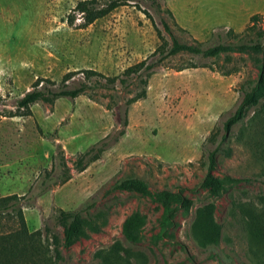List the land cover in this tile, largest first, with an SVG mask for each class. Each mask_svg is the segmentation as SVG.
Instances as JSON below:
<instances>
[{
  "label": "rangeland",
  "instance_id": "374dc122",
  "mask_svg": "<svg viewBox=\"0 0 264 264\" xmlns=\"http://www.w3.org/2000/svg\"><path fill=\"white\" fill-rule=\"evenodd\" d=\"M80 1L0 0V198L24 197L17 209L27 231L15 235L18 218L7 210L0 236L26 249L18 264H264V102L223 141V123L256 83L260 53L152 56L171 44L161 20L180 43L204 48L264 38V1L233 13L241 0H121L86 27L74 10ZM253 15L261 20L247 29ZM142 61L153 68L124 74ZM84 70L97 75L84 82ZM69 72L76 75L66 85L86 83L85 93L39 101L30 116H3L35 82L57 91ZM131 178L146 192L115 187ZM89 203L99 232L65 247L60 212ZM166 208L173 216L163 224ZM204 208L219 235L200 247L191 226ZM133 213L146 224L127 242L122 225Z\"/></svg>",
  "mask_w": 264,
  "mask_h": 264
},
{
  "label": "trees",
  "instance_id": "16d2710c",
  "mask_svg": "<svg viewBox=\"0 0 264 264\" xmlns=\"http://www.w3.org/2000/svg\"><path fill=\"white\" fill-rule=\"evenodd\" d=\"M134 1V0H128ZM125 5L121 0H83L77 3L75 7V12L80 15L82 20L83 27L91 25L97 19H100L110 12L115 10L117 7ZM261 20V16L253 15L250 18L251 26L247 29H251L254 25ZM68 22L72 24L74 19L72 17L68 18ZM161 25L165 29L166 33L171 39V44L168 45V49L164 52V47L166 42H162L156 50L153 52L152 56L155 57L158 54L166 59L168 57H174L179 54H190L193 56H200L203 58L209 57H218L230 52H259L261 55L260 65L258 67L257 80L255 85L247 92L244 93L241 103L236 108L235 112L223 123L224 129V138L223 141L227 138L228 133L231 128L240 123L246 111L250 107L260 106L264 102V38L260 35L259 39L256 41H246L238 43H218L207 48H204L198 44H186L180 43L174 35L171 33L168 25L161 20ZM159 40H162V37L158 34ZM161 58V60H163ZM153 68V64L146 65V61H142L132 67H129L125 70V75H130L135 71H145ZM84 75V82L87 81L91 76L97 75L91 70L82 71ZM76 75L75 72H69L62 78L61 88L57 91H53L50 88L42 89L40 87V81H37L33 84L32 90L28 91L22 98H20L15 107V112H6L4 117H21V116H30L32 105L38 103L39 101L53 102L58 98H70L74 99L88 90V85L86 83H81L77 88L68 87V82ZM117 78H111L110 82H114ZM49 84L54 85L53 82L48 81ZM1 100V99H0ZM218 149L211 151L207 157V179L210 181H215L212 177V172L216 168V153ZM62 167L67 170L66 165L63 163ZM69 180V175H65L60 180V183L63 184ZM116 188L118 189H133L138 192H146L145 185L138 179H125L116 183ZM157 195H160L162 198L170 200H178L181 202L184 208H188L190 201L185 199L182 196L175 197L166 191H161ZM24 197H17L16 195L7 196L0 198V214L5 213L7 210H13L16 213L18 218V223L20 225V233H16V236L26 235V225L23 219L21 208L17 209V206ZM94 203L84 204L79 210L70 211V212H60V220L64 227V246L69 247L74 244L75 241L80 239L85 235L86 230L92 232H99L98 224L96 223V217L91 216L90 209L94 208ZM211 211L208 209H200L196 211V215L191 226V235L194 240L197 242V245L200 247H206L209 245H215L218 240L219 228L214 225ZM173 216V211L166 208L163 215V224L171 221ZM93 217V218H92ZM146 224L145 218L138 213H133L128 216L122 225V234L124 239L127 242H135L138 239L140 231L144 228ZM54 241L58 243L55 238ZM26 252V249L23 248L19 251L17 246V240L11 241L9 236H0V264H18L19 260L17 256L21 252Z\"/></svg>",
  "mask_w": 264,
  "mask_h": 264
},
{
  "label": "crops",
  "instance_id": "0c3cea01",
  "mask_svg": "<svg viewBox=\"0 0 264 264\" xmlns=\"http://www.w3.org/2000/svg\"><path fill=\"white\" fill-rule=\"evenodd\" d=\"M262 1H264V0H241V1H239V2L236 4V8L234 7V8L231 9V10H232L233 13H234L236 10L239 11V13H244V12H245L244 9H245V5H246V3L253 5V4L260 3V2H262ZM169 8H171V10H173L172 7H170V5H169ZM252 11H253V10H250V12H248V13H252ZM245 13H247V12H245Z\"/></svg>",
  "mask_w": 264,
  "mask_h": 264
}]
</instances>
